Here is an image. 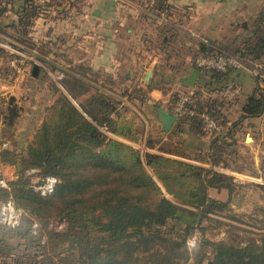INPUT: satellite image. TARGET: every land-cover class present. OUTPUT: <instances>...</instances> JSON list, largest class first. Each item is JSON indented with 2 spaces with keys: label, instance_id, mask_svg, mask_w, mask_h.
<instances>
[{
  "label": "trees",
  "instance_id": "16d2710c",
  "mask_svg": "<svg viewBox=\"0 0 264 264\" xmlns=\"http://www.w3.org/2000/svg\"><path fill=\"white\" fill-rule=\"evenodd\" d=\"M42 1L45 6L55 8L59 3V0H47L48 3L44 0H0V19L7 12L9 2L19 7L12 9L15 18L5 27L15 31L20 43H24L34 21L43 13ZM154 1L160 14L167 17L174 3ZM3 27L0 23V32ZM237 28L241 34L236 35L233 50L225 47L223 51L210 41H202L195 58L228 54L264 67V2L252 19L239 23ZM160 33L163 38V31ZM45 65L54 69L52 65ZM187 70H197V80L211 92L221 90L225 81L242 88L237 83L240 71L234 68L224 72L205 70L190 61ZM217 85L219 89H215ZM49 86L54 87L56 97L45 108L33 141L23 150L12 151L9 142L19 112L15 99L0 100L3 124L0 168L14 170L9 190L0 189V203L11 201L24 213L15 227L0 224V264L36 262V255L24 253L12 257L15 250L12 240L23 242L25 250L37 244L55 250L65 244L60 252L43 257V261L50 264H53V257L60 258L64 264H204L207 257L211 264H264V232L259 234L258 240L243 245L203 238L193 254L187 250V239L194 232L204 234V221L210 220L211 215L230 212V199L221 202L208 196L210 188L226 189L230 196V178L200 165L141 153L116 141L112 137L140 142L133 125L116 108L122 103L109 99L98 89L91 90L73 74L62 80L61 88ZM199 97L200 92L193 91L186 105L196 115L177 117L173 130L167 135L177 138L172 149L164 147L159 151L185 157L182 153L185 133L197 138L208 135L211 139L207 155L198 162L226 167L221 155L227 147L225 140H230L227 144L232 142V127L220 111L221 102L202 104ZM178 98L174 94L173 101L168 103L170 111ZM263 99L264 93L257 86L244 99H238L239 122L262 118ZM71 101H81L79 109ZM202 115L211 117L222 131L206 129ZM148 146L153 145L149 143ZM30 170L37 173L30 175ZM47 176L55 177L58 183L52 194L41 196L32 189L30 180ZM258 218L257 222L264 223V207L258 209ZM34 222L37 224L35 230L32 229ZM53 222L63 223L64 227L54 230L50 227Z\"/></svg>",
  "mask_w": 264,
  "mask_h": 264
},
{
  "label": "rangeland",
  "instance_id": "374dc122",
  "mask_svg": "<svg viewBox=\"0 0 264 264\" xmlns=\"http://www.w3.org/2000/svg\"><path fill=\"white\" fill-rule=\"evenodd\" d=\"M235 1L239 2L240 0ZM252 1L253 0H251V2ZM251 5L253 4L251 3ZM16 7L18 10L19 7ZM250 10L229 12V9H221L214 10V12H210L208 15L207 12H193L190 16L193 17L192 22H189L186 25H180L181 21L178 18L175 19L176 22H174V24L170 25L171 21L174 20L171 13L167 17L160 15L159 20H157L160 22L155 23H160L162 29H167V31L172 32L169 34L176 35L173 45L175 50L172 52L174 54L173 57L161 61L164 62L167 60L168 64L171 67H174L175 71L173 70L169 72L166 68L159 69L154 73L149 85L145 87L146 81L143 79L142 74H129L130 79L123 81L122 79L129 76L126 70H123L120 73V77L112 83L113 85H110L117 89L116 95L118 97H122V94L123 92L125 93V91L128 96V101H122V104L118 106L116 105V108L125 116V120L133 125L135 134L139 136L140 142L135 145V149H138L141 153L163 155L171 159L200 165L212 171L224 168L232 175L229 176L232 177L230 178L232 185V193L230 196L226 189H208V196L212 199L221 202L230 199V212L211 215V219L204 221L202 224L205 230L204 234L201 235V233L196 231L187 239V250L191 254L200 247V242L203 238L213 242L222 241L231 245H243L250 241L258 240L259 234L264 232V229L262 228L264 223H259L255 220L259 219L258 209L264 207V114L262 118L254 121L244 120L243 122H239V117L241 115L240 104L236 103L238 99H244L250 92L247 90L248 88H245L241 84L243 79L244 82L250 86L249 88L257 86L258 89L262 90L264 93V67L258 64H250V66H252L250 69L241 70V75L239 74V77H237V83L242 85L241 89L233 86L234 83L228 81H225V85L221 87V90H215L217 92H211L208 89H205L203 84L201 85V81L198 80V86L195 88L183 85L182 83V81L191 74L190 71L186 70L184 62L187 60L195 62V60L200 58H195L196 50L200 42L210 41L216 45L215 47L223 51H225V47L233 50V45L236 41L235 38L237 37L236 35L241 34L239 28H237V25L239 24L237 23V18L241 15H247L250 13ZM58 13L53 12L52 15L56 16ZM14 18L15 15L11 9L0 19L1 25L4 26V33H0L1 38H6V40L9 39L10 41H12V38L14 37L15 39L19 38L15 31L7 27L8 30L5 27L10 24ZM54 18L53 20H55ZM173 25H177L181 31L176 30ZM33 27L34 23L30 29ZM20 45L25 49V53L27 50L34 49L40 57L45 56L48 51L50 54H56V45L45 47L43 44L40 45V43H34L31 40H25L24 43H21ZM9 46L10 45L7 44L4 45V47H0V84L12 87V84L17 81L16 86L21 90L20 92L22 93L23 101H30L29 104L32 105V107L33 105L36 107L38 106L41 110L42 107L53 101L56 97L55 89L52 86H48V88L47 85L45 87L42 86V83L40 82H43L44 80L42 77L38 82V86L30 88L26 77H22L21 75L12 76L11 62L13 59L9 54L10 52H8L9 49L12 48ZM66 47L67 44H65V48ZM66 52L67 48L65 49V53ZM36 59L35 60L40 64L39 59ZM60 62L65 66L67 65L62 61ZM54 66V69L47 66L44 68L53 72L56 70ZM131 69L134 68L132 67ZM42 72L44 73V71ZM248 75H250V78ZM139 87H145V90L143 88H141L143 89L141 90ZM219 87L220 86L217 85L215 89H219ZM8 89L10 88H6V90L0 92V95L6 93L2 97V99H5L6 101L12 97V91ZM60 90L68 96L62 89ZM193 91L200 92V97L198 99L202 104H205L208 101H218L223 104L220 111L222 115H225L228 118V122L232 127L231 135L233 138L231 144H227L230 143V140H225V146L227 147L223 146L225 148L221 156L226 167L220 165L213 166L209 163L198 162V159H202L207 155V146L211 139L208 135H203L201 138H197V136L185 133L183 137L185 149L182 152L185 157H174L171 154H163L160 151L158 153L156 150V148L160 149L164 147H171L170 149H172V145L173 143H176L177 138H169V136H167L169 133H164L161 127L157 124L153 114V108L157 107V105L155 104L153 106L154 102L151 101H157L165 96V100L169 103L170 101H173L172 98L174 97V94L179 97L186 95L191 97ZM147 96H150L151 98L149 99V104H147ZM122 98L124 99V97ZM35 100L38 104H35ZM71 102L79 109L78 103L80 104L81 101ZM219 127L222 129L221 126ZM149 143L153 146L149 147ZM7 178L9 179V177ZM9 181H11V178ZM50 227L57 230L59 224L53 222ZM166 231L167 230H165V232ZM172 236L173 234L170 237ZM43 237L45 236L43 235ZM11 244L15 249L12 252V257L24 253L25 255H36V262L32 264H50L48 261H43V257L54 252L58 253L65 247V244H62L55 247V250H51V247H38L37 244L36 246H32L30 249L25 250L24 243L19 240H12ZM206 251H208V249H206ZM209 261L210 257H207L204 264ZM52 263L64 264L60 261V258L58 259L56 257H53Z\"/></svg>",
  "mask_w": 264,
  "mask_h": 264
},
{
  "label": "crops",
  "instance_id": "0c3cea01",
  "mask_svg": "<svg viewBox=\"0 0 264 264\" xmlns=\"http://www.w3.org/2000/svg\"><path fill=\"white\" fill-rule=\"evenodd\" d=\"M44 1L48 3L47 0ZM263 2L264 0H253L252 2L251 0H240L239 2L235 0H176L170 10L172 18H174L170 25L176 22V18L180 19V25L192 22L193 17L190 16L193 12H207L208 15L214 10L221 9H229V12L251 9L247 15H241L237 18V23H241L254 17ZM40 3L44 11L34 21V27L29 30L25 40L28 39V41L31 40L34 43L43 44L45 47L56 45L55 55L50 54L48 51L45 56L40 57L34 49L27 50L25 53V49L21 47V43L16 41L15 37L12 38V41L0 37V43L8 44L12 48V50L8 51L13 59L11 62L12 71L14 62L20 57L16 53L27 57L32 56L35 59L38 58L40 64L44 65L41 68L37 65L39 69L37 77H32L31 75L32 67L35 65H30L29 74H22V77H26L30 88L38 86L41 77L44 79L43 82L40 81L42 86L45 87L47 85L48 88V84H50L59 87L68 74H73V77L83 81L91 87V90L98 89L99 93L109 99L112 98L122 102L128 101L127 95H125L126 91L122 94L123 99L116 95L117 89L110 85H113L112 83L120 77V73L123 70H126L128 75L142 74L143 79L146 81L145 87L149 85L154 73L159 69L166 68L169 72L174 70V67H171L167 60L164 62L161 60L173 57L174 54L172 52L175 50L173 45L176 35L170 38L171 34L169 33L172 32L160 28V23L150 21L142 15L140 0H59L56 8L51 7V5L45 6L43 1ZM6 8L7 11H10L17 7L12 2H9L6 4ZM53 12L59 13L55 16L52 15ZM175 26L173 25L176 30L181 31L177 25ZM3 30L4 28H1L0 33H4ZM160 31L164 33L163 38ZM161 42L164 44L162 45ZM65 44H67L66 53ZM54 56L60 60H57ZM60 61L67 65L65 66ZM45 64L55 65L56 70L54 72H63L65 77L62 80H55L49 77ZM184 66L187 70L190 66V60L185 61ZM132 67L134 69H131ZM192 71L190 70V73ZM241 73L239 72L240 75ZM148 74H150V77L146 79ZM130 75L122 80L130 79ZM248 77L250 78V75ZM16 83L17 81L12 84V87L0 84V92L10 88L8 90L12 91V98L15 99V104L19 108L18 117L12 126V138L9 141L12 151L23 150L33 141L42 123L45 108L53 102H49L41 110L38 106L33 105L32 107L29 104L30 101H23L21 90L16 86ZM241 84L248 88L249 94L255 89V87L249 88L250 86L244 82V79ZM145 87H139V89L143 88L145 90ZM4 94L0 95V100ZM164 97L157 101H151L154 102L153 106L157 105V107L153 108V114L160 127L161 125L156 119V109L160 108L169 111L168 101ZM149 99H151L150 96H147V104H149ZM1 103L2 101H0V105ZM35 104H38L36 100ZM246 120L254 121L257 119ZM2 128L3 124L0 120V131ZM112 138L133 148L138 144L120 137L114 136ZM156 150L159 153V148H156ZM1 170L9 179L13 178V169L1 167Z\"/></svg>",
  "mask_w": 264,
  "mask_h": 264
},
{
  "label": "built area",
  "instance_id": "2783aa9c",
  "mask_svg": "<svg viewBox=\"0 0 264 264\" xmlns=\"http://www.w3.org/2000/svg\"><path fill=\"white\" fill-rule=\"evenodd\" d=\"M166 4H173L176 0H165ZM156 2L154 0H140V7H141V14L144 15L148 20L154 21V22H160L159 16L162 15L160 12L156 9ZM165 24L166 22L163 21ZM6 44L0 43V46L4 47ZM12 50V49H9ZM16 53V52H15ZM20 57L17 59V61L13 64V71L12 76L14 75H21L26 74L29 71L30 65L39 66L42 67L41 64L37 63L35 58L30 56H23L19 53ZM195 65L199 68L205 69V70H217L220 72L226 71L228 68H234L237 71L241 70H248L252 66L248 62H245L235 56L228 55V54H221L216 57H200L197 60H195ZM247 68V69H246ZM49 77H52L55 80H62L65 76L63 72L59 71H48L47 72ZM29 74V73H28ZM61 88V86L59 85ZM189 103V96H180L178 98V101L175 102L172 113L177 117L180 116H195L196 112L192 108L186 107V105ZM201 119L203 120V123L206 127V129L211 131H216L220 133L222 129L217 125V123L209 116L202 115ZM220 174H224L225 176L228 175L232 176L228 170H225L224 168L219 169L215 171ZM37 172L35 170L28 171V174L35 175ZM232 178V177H229ZM235 179V178H233ZM6 177V175L2 172L0 168V189L3 190H9V181ZM235 181V180H233ZM58 183V180L53 176H47L43 179L39 177H33L30 180V184L32 189L37 192L41 196H48L53 193L54 188L56 184ZM24 215V213L21 210L16 209L14 204L11 201H6L5 203H0V224H5L10 227H15L19 224L21 217ZM64 227L63 223L59 224L58 229H61ZM37 228V224L34 222L32 224V229L35 230Z\"/></svg>",
  "mask_w": 264,
  "mask_h": 264
},
{
  "label": "water",
  "instance_id": "95a60500",
  "mask_svg": "<svg viewBox=\"0 0 264 264\" xmlns=\"http://www.w3.org/2000/svg\"><path fill=\"white\" fill-rule=\"evenodd\" d=\"M38 74V67L33 66L31 70V75L32 77H36ZM199 76V72L197 70H193L191 74L185 78L184 81H182L183 85H187L189 87H194L197 79ZM150 77V74L146 75V79ZM156 119L161 125V129L164 133H169L175 122H176V116L170 112V111H165L163 109H156ZM208 264H211L208 262Z\"/></svg>",
  "mask_w": 264,
  "mask_h": 264
}]
</instances>
